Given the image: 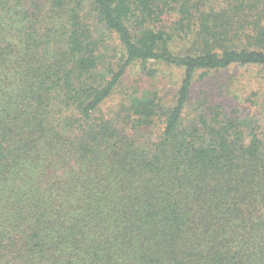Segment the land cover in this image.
<instances>
[{
  "label": "trees",
  "instance_id": "trees-1",
  "mask_svg": "<svg viewBox=\"0 0 264 264\" xmlns=\"http://www.w3.org/2000/svg\"><path fill=\"white\" fill-rule=\"evenodd\" d=\"M234 65L264 67V0H0V264H264V127L185 117Z\"/></svg>",
  "mask_w": 264,
  "mask_h": 264
},
{
  "label": "rangeland",
  "instance_id": "rangeland-1",
  "mask_svg": "<svg viewBox=\"0 0 264 264\" xmlns=\"http://www.w3.org/2000/svg\"><path fill=\"white\" fill-rule=\"evenodd\" d=\"M90 22L99 32L95 16L90 18ZM156 67L157 73L151 76L140 64L131 65L127 83L140 92L159 89L163 95L172 98L179 87L182 71L164 64ZM206 96L223 104L232 115L264 127V67L234 65L221 71L198 72L185 111L187 120L206 108Z\"/></svg>",
  "mask_w": 264,
  "mask_h": 264
}]
</instances>
